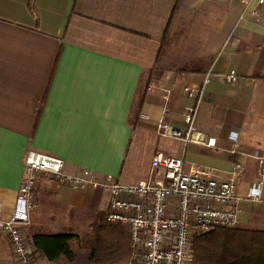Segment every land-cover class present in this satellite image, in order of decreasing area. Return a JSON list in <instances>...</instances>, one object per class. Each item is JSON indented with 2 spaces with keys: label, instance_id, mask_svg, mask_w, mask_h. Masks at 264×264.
<instances>
[{
  "label": "crops",
  "instance_id": "crops-1",
  "mask_svg": "<svg viewBox=\"0 0 264 264\" xmlns=\"http://www.w3.org/2000/svg\"><path fill=\"white\" fill-rule=\"evenodd\" d=\"M166 32V34H165ZM187 34V35H186ZM182 36L189 53L176 58ZM235 70V84L213 76L195 126L216 146L157 134L167 110L183 128L185 91L206 73ZM146 85L137 105L141 82ZM166 89H170L167 95ZM147 116V117H145ZM234 132V137L232 136ZM30 149L68 165L111 174L125 183L147 180L154 154L163 152L210 166L221 175L245 167L239 192L258 178L264 156V4L240 0H0V204L9 216ZM26 234L37 264H113L90 259L85 237L105 216L110 238L127 226L106 220L108 194L73 190L41 178ZM245 200L241 222L264 228V205ZM260 211V213H257ZM68 233L73 257L50 260L33 245L36 234ZM130 247V243H129ZM0 264H15L0 228Z\"/></svg>",
  "mask_w": 264,
  "mask_h": 264
},
{
  "label": "built area",
  "instance_id": "built-area-1",
  "mask_svg": "<svg viewBox=\"0 0 264 264\" xmlns=\"http://www.w3.org/2000/svg\"><path fill=\"white\" fill-rule=\"evenodd\" d=\"M240 1L245 6L251 2L264 4V0ZM213 76L229 84L239 79L235 70L215 73L210 69L201 85L185 87L188 96L194 99L183 113L185 127L173 126L164 110L156 121L157 134L184 143L216 146V138L207 137L195 126L206 86ZM166 92L169 95L170 89ZM249 155L258 160V178L241 194L239 184L246 171L241 161L221 175L217 169L197 163L186 168L183 158L158 152L152 157L147 180L125 183L114 175L80 165L70 166L57 155L30 149L24 159L16 204L9 216L4 215L0 204V228L10 240L15 264H37L26 226L37 206L35 189L39 180L53 179L73 190L91 188L108 194L106 220L125 225L130 231L131 255L127 264H192L195 235L218 227L238 226L245 200L264 205V156L258 151Z\"/></svg>",
  "mask_w": 264,
  "mask_h": 264
},
{
  "label": "trees",
  "instance_id": "trees-1",
  "mask_svg": "<svg viewBox=\"0 0 264 264\" xmlns=\"http://www.w3.org/2000/svg\"><path fill=\"white\" fill-rule=\"evenodd\" d=\"M166 34V32H165ZM146 85L141 82L137 96L139 106L145 96ZM85 243L90 246V259L102 263L127 264L131 249L129 236L122 239L110 238V227L105 224V216L91 224ZM74 234H36L33 238L35 249L43 251L50 260L61 255L73 257L70 244ZM192 264H264V228L236 226L218 227L213 231L197 234L192 239Z\"/></svg>",
  "mask_w": 264,
  "mask_h": 264
},
{
  "label": "rangeland",
  "instance_id": "rangeland-1",
  "mask_svg": "<svg viewBox=\"0 0 264 264\" xmlns=\"http://www.w3.org/2000/svg\"><path fill=\"white\" fill-rule=\"evenodd\" d=\"M186 42L187 41L184 40L182 36H179V37H177L175 39L174 43L176 44V46H174L173 49L176 52L175 53L176 58H182L181 53H183V54L189 53L188 50L189 49L191 50L192 47L187 48L185 46ZM252 204L257 205V206H260L261 205L260 203H252ZM257 213H260V211H258ZM238 226H244V227H249V228H260V227H262V226H257L253 222L252 223H250V222H245V223L244 222H240V224ZM86 262H87V264L89 263L88 261H86Z\"/></svg>",
  "mask_w": 264,
  "mask_h": 264
}]
</instances>
